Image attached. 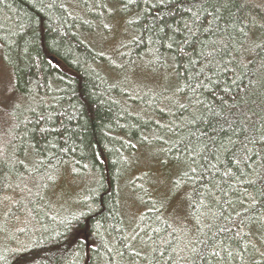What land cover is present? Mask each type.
I'll list each match as a JSON object with an SVG mask.
<instances>
[{"label":"trees","instance_id":"1","mask_svg":"<svg viewBox=\"0 0 264 264\" xmlns=\"http://www.w3.org/2000/svg\"><path fill=\"white\" fill-rule=\"evenodd\" d=\"M117 16L120 61L93 43ZM262 27L264 0H0V264H205L238 214L221 264H264ZM142 149L176 168L184 216L147 204L137 177L146 208L124 217ZM66 170L92 185L65 216L50 191Z\"/></svg>","mask_w":264,"mask_h":264},{"label":"rangeland","instance_id":"2","mask_svg":"<svg viewBox=\"0 0 264 264\" xmlns=\"http://www.w3.org/2000/svg\"><path fill=\"white\" fill-rule=\"evenodd\" d=\"M128 20L127 17L123 18L122 16H117L114 22L107 24L106 32H103V30L99 31L96 36L93 37V43L103 51H107L108 54L114 53L117 58H113L114 61H120L125 50H128L126 47L128 45L127 32L129 29L126 26ZM153 73L156 75L155 78H157L158 84L163 81V74L159 72ZM0 78L4 79L7 77H4V73H0ZM131 85L133 86V82H131ZM4 113H6V109L3 110L1 107L0 114ZM1 118L2 116H0V120ZM1 130L2 127L0 122V131ZM132 164L134 169L131 171L128 170V173L120 179L119 188V194L123 202V215L128 223L131 225L135 220H138L143 209L146 208V203L151 206H156V202H153L151 199L157 201V203L163 207L165 215L174 217L184 216L185 212L182 207V202L185 203L186 199L188 202V197L186 195V189H176L173 185L176 176V168L170 165V163H165L161 157L150 149L139 150L132 159ZM137 177H142V180L145 179L143 183L139 182V180L137 183L140 185L142 183V186L148 190L146 197L144 192H135V187L130 183L131 180ZM89 181L90 179L88 178L76 177L71 170H66L59 174L54 187L50 191V196L55 201V204L51 205L56 209L57 214L66 216L74 210H76L75 212L80 210V204L86 197L89 187L92 185L89 184ZM144 197L146 198V203ZM187 210L191 215L189 209ZM173 213L174 215H172ZM0 237L1 251V249L5 247L6 242H4L5 237Z\"/></svg>","mask_w":264,"mask_h":264},{"label":"snow or ice","instance_id":"3","mask_svg":"<svg viewBox=\"0 0 264 264\" xmlns=\"http://www.w3.org/2000/svg\"><path fill=\"white\" fill-rule=\"evenodd\" d=\"M261 31H264V27L261 28ZM243 141V137L240 138ZM251 143V140L248 141ZM242 147L244 148L245 159H253L251 154L248 152V144H243ZM261 148H264V142L260 144ZM235 155V153L233 154ZM259 155V153H257ZM239 159V157H236ZM199 203H203V201H199ZM241 218L240 219H232L229 218V223L224 228L219 229V234L217 237H214L213 240L210 242L211 247L205 246L204 248L199 249V253L197 258L199 257H207L208 259L205 260V264H209L210 261H214L215 264H221V253H224L223 259L227 260L233 255L231 248H226L225 245L229 242V236L232 238V242H236L237 238H243L244 234L237 231L244 226L246 214H238ZM260 234L264 235V221H258ZM255 230V225L253 226ZM248 239L252 238V233H248ZM200 240L201 238H197ZM245 245L237 243V248L242 249ZM250 247V246H249ZM193 251L196 252L195 246H193ZM242 255V252L240 253ZM261 256L264 257V249H261Z\"/></svg>","mask_w":264,"mask_h":264}]
</instances>
